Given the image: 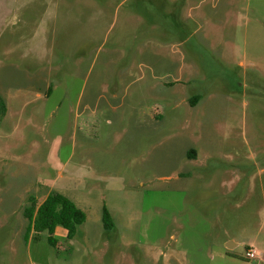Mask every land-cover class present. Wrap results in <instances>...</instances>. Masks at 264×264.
<instances>
[{"label":"rangeland","instance_id":"1","mask_svg":"<svg viewBox=\"0 0 264 264\" xmlns=\"http://www.w3.org/2000/svg\"><path fill=\"white\" fill-rule=\"evenodd\" d=\"M0 96V264H264L220 216L264 167V0H0ZM51 190L87 216L55 248Z\"/></svg>","mask_w":264,"mask_h":264},{"label":"trees","instance_id":"2","mask_svg":"<svg viewBox=\"0 0 264 264\" xmlns=\"http://www.w3.org/2000/svg\"><path fill=\"white\" fill-rule=\"evenodd\" d=\"M50 90L49 88V92ZM194 98L198 100L200 96L196 95ZM192 103L195 104L194 102ZM6 111L7 106L5 99L0 96V121L5 116ZM190 153H192V155H190ZM187 154L191 158H194L196 156V151L195 149H191ZM243 177L239 179L235 185L236 187L239 185L243 187L246 184L247 176H245V178ZM23 214L28 220L25 239H28L29 234L33 232L32 239L38 240L41 233L46 232L48 244L54 248L58 243V239L55 236L57 227L64 229L65 239L68 241L79 234V227L86 220V213L84 210L71 198L56 190L49 191L40 203H37L35 199L31 198V203L25 207ZM101 218L105 232L115 227L112 215L105 204L102 206Z\"/></svg>","mask_w":264,"mask_h":264},{"label":"crops","instance_id":"3","mask_svg":"<svg viewBox=\"0 0 264 264\" xmlns=\"http://www.w3.org/2000/svg\"><path fill=\"white\" fill-rule=\"evenodd\" d=\"M252 7L249 6L248 10H251ZM190 11V15L194 8L191 6L188 9ZM74 201V200H73ZM102 206L101 205V222H102ZM261 209V211L259 210ZM244 215L243 219L240 217ZM94 226L97 221H99L98 216L94 215ZM220 216H226L228 219L225 222V240L228 248H234L238 245V242L235 238L238 237V232H234L236 230V226L241 224L247 219V246L248 250L254 249L257 252V256L262 255L260 252L259 246H264V167L259 169V174L254 176L251 179V182L248 183V188L245 194V199L240 204H233L230 202H226L222 208ZM246 217V218H245ZM87 219V216H86ZM249 219H252L251 223L248 225ZM103 227V226H102ZM255 227V228H254ZM60 228V227H59ZM56 229L57 230L59 229ZM238 228V227H237ZM55 232V236H56ZM64 232V233H63ZM59 231V234H62L65 237V231ZM238 234V235H237ZM244 238H240L241 242L244 241Z\"/></svg>","mask_w":264,"mask_h":264},{"label":"built area","instance_id":"4","mask_svg":"<svg viewBox=\"0 0 264 264\" xmlns=\"http://www.w3.org/2000/svg\"><path fill=\"white\" fill-rule=\"evenodd\" d=\"M256 251L254 250H247L246 255L248 258H254Z\"/></svg>","mask_w":264,"mask_h":264}]
</instances>
